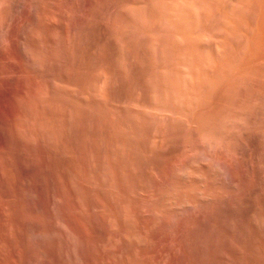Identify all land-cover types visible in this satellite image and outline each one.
<instances>
[{"label": "rangeland", "instance_id": "obj_1", "mask_svg": "<svg viewBox=\"0 0 264 264\" xmlns=\"http://www.w3.org/2000/svg\"><path fill=\"white\" fill-rule=\"evenodd\" d=\"M131 1L0 0V264H264V0H209L208 30L194 36L186 24L203 26L190 10L200 0H154L161 28L138 29L133 40L147 57L132 66L120 21L133 5L147 22L153 1ZM166 20L177 30L162 27ZM180 36L195 57L182 52ZM47 69L64 86L56 99L74 108L77 126H64L70 157L50 148L28 116L55 98ZM102 71L113 82L106 103L96 86ZM187 77L200 79L199 97L173 103L170 81ZM131 82L144 106L137 111L125 94ZM128 110L134 126L122 123ZM204 133L220 144L208 148Z\"/></svg>", "mask_w": 264, "mask_h": 264}, {"label": "bare ground", "instance_id": "obj_2", "mask_svg": "<svg viewBox=\"0 0 264 264\" xmlns=\"http://www.w3.org/2000/svg\"><path fill=\"white\" fill-rule=\"evenodd\" d=\"M135 1V0H134ZM134 1L132 2V3H134ZM150 1V0H149ZM151 1H153L152 3H150L149 5H151V8L148 6V8H150L147 12V14L146 15H148V19H147V22H146V18H145V21H144V19H143V17H144V13H142V12H138V11H141V10H138V9H134V8H132V3H129L128 5H132L130 8L133 10V12H132V10H130V9H127L129 12L131 11L132 13H127L128 11H124V14H128V16H126V15H122V17H124V19L125 20H121L120 21V25L122 24L121 22L122 21H125L126 22V25H124L125 26V28H123V29H125L129 34H130V36H131V39L132 40H128V43L126 44V46H127V49H126V59H127V62L129 61V62H131V66H132V62H137L138 61V63L139 62H142V61H140V60H144L147 56V54H145L144 56L142 55V53L139 51V47L137 46V44L134 42V40H136V39H134V37L138 34V31H150V29H154V27L156 26V24L157 23H159L158 24V27H160V21L157 19V14H154V11H153V4L155 3L154 2V0H151ZM155 1H159V0H155ZM195 1H198V0H195ZM211 1V0H210ZM247 1V0H246ZM96 2V1H95ZM139 2V1H138ZM193 2V1H192ZM217 2H219V1H217ZM238 2V1H237ZM248 2V1H247ZM97 3V2H96ZM136 3V2H135ZM134 3V4H135ZM160 3V2H159ZM164 3V2H163ZM182 3V2H181ZM212 3V2H211ZM258 3V2H257ZM256 3V4H257ZM138 4V3H137ZM140 4V3H139ZM197 4H199L198 6L199 7H197L198 9L196 10V8L195 9H193V7H191L190 6V10H192V11H194V13L196 14L197 13V16L199 15L200 17L202 16L203 18V20H204V23H203V26H201V27H199L197 24V22L194 20V21H192V22H189L190 24H186V31L188 32V35H192L193 34V36L194 35H196V33H199V32H196L198 29H201L202 31H204V32H206V30H208V27L206 28V26L204 25L205 24V22H207L208 20H209V18H210V15H211V13H210V11L212 10V9H209V4H210V2H209V0H200V1H198V3ZM128 5H126V6H128ZM196 5V4H195ZM250 5V4H249ZM125 6V7H126ZM134 6H136V5H134ZM185 6V5H184ZM194 6V5H193ZM217 6V5H216ZM145 7V6H144ZM212 7V6H211ZM240 7V6H239ZM129 8V7H128ZM136 8H138V7H136ZM183 8V7H182ZM200 8V9H199ZM218 8V7H217ZM220 8V7H219ZM143 10H144V8H142ZM181 9V8H180ZM125 10V9H124ZM134 10H137L135 13H134ZM142 10V11H143ZM146 10H147V8H146ZM154 10H157V9H154ZM184 10V9H183ZM188 9L186 8V11H187ZM189 10V11H190ZM196 10V11H195ZM218 10V9H217ZM179 11V10H178ZM246 11V10H245ZM126 12V13H125ZM156 12V11H155ZM224 12V11H223ZM261 12V11H260ZM180 13V12H179ZM190 13H192L191 11H190ZM215 13V12H214ZM46 14V13H45ZM188 14V13H187ZM227 13H225V15H226ZM145 15V16H146ZM179 15V14H178ZM185 15V14H184ZM221 15V14H220ZM256 15V14H255ZM125 16L127 17V18H125ZM180 16V15H179ZM181 16H182V14H181ZM188 16V15H187ZM191 16H194L193 14H191ZM175 17V16H174ZM176 17H177V15H176ZM213 17V16H212ZM211 17V18H212ZM186 17H184V19H185ZM197 18V17H196ZM143 19V20H142ZM190 19V18H189ZM201 19V20H202ZM227 19V18H226ZM120 20V19H119ZM172 20V19H171ZM176 20V19H175ZM179 20V19H178ZM182 20H183V17H182ZM187 19H185V21H186ZM196 20H198V19H196ZM213 20V19H212ZM220 20V19H219ZM167 21V20H166ZM188 21V20H187ZM186 21V22H187ZM190 21H191V19H190ZM199 21V20H198ZM222 22H223V20H221ZM4 22V21H3ZM2 22V23H3ZM163 22H165V21H163ZM176 22V21H175ZM201 22V21H200ZM199 22V23H200ZM211 22V21H210ZM162 23V22H161ZM171 23H173V22H171ZM171 23H169L168 21L167 22H165V23H162V27H164L165 29H175V30H177V27L175 28V24L173 25V24H171ZM181 23V22H180ZM184 23V22H183ZM197 23V24H196ZM202 23V22H201ZM208 24V23H207ZM210 25V24H209ZM225 25V24H224ZM230 25V24H229ZM123 26V25H122ZM185 26V25H184ZM226 26V25H225ZM157 27V26H156ZM211 27H213V26H211ZM220 27V26H219ZM240 27V26H239ZM118 28H119V26H118ZM161 28V27H160ZM163 28V29H164ZM185 28V27H184ZM235 28V27H234ZM234 28H232V29H234ZM111 29V28H110ZM138 29H140V30H138ZM149 29V30H148ZM159 29V28H158ZM180 29V28H179ZM205 29V30H204ZM254 29V28H253ZM252 29V30H253ZM124 30V31H125ZM167 30V31H168ZM170 30V31H171ZM219 30H220V28H219ZM258 30V29H257ZM166 31V32H167ZM174 31V30H173ZM232 31V30H231ZM120 32V31H119ZM153 32V31H152ZM165 32V33H166ZM176 32V31H175ZM178 32V31H177ZM210 32V31H209ZM220 32V31H219ZM225 32V31H224ZM224 32H223V34H224ZM256 32V31H255ZM29 33V32H28ZM145 33V32H144ZM226 33H228L227 31H226ZM225 33V34H226ZM140 34H141V32H140ZM148 34V33H147ZM149 34H150V32H149ZM149 34H148V37L146 36H144L145 38H147V39H149ZM158 34V33H157ZM173 34V33H172ZM179 34V33H178ZM200 34V33H199ZM216 34H218V33H216ZM231 34V33H230ZM229 34V35H230ZM7 35V34H6ZM151 35H153V34H151ZM171 35V34H170ZM203 35V34H202ZM211 35H213V34H211ZM210 35V36H211ZM262 35V34H261ZM32 37H33V35H31ZM70 36V35H69ZM77 36V35H76ZM192 36V37H193ZM214 36V35H213ZM236 36V35H235ZM239 36V35H238ZM21 37V42H22V40H24L23 39V37H22V35L20 36ZM39 37V36H38ZM57 37V36H56ZM71 37V36H70ZM143 37V38H144ZM152 37V36H151ZM150 37V38H151ZM156 37V36H155ZM169 37V36H168ZM173 37V36H172ZM200 37V36H199ZM45 38V37H44ZM128 38V37H127ZM157 38V37H156ZM164 38H166V37H164ZM170 38V37H169ZM180 38H181V40H179L178 41V43L179 44H181L182 45V47L185 49V51H182V52H188L189 53V55L190 56H194L195 55V49H194V47H193V45H190L188 42H187V40L185 39V38H183V37H181L180 36ZM179 38V39H180ZM196 38H197V36H196ZM204 38V37H203ZM202 38V39H203ZM79 39V38H78ZM134 39V40H133ZM153 41L155 42V38H154V35H153ZM151 39V40H152ZM174 39V38H173ZM173 39H172V41H173ZM178 39V38H177ZM220 39H222V38H220ZM70 40V39H69ZM160 40V39H159ZM167 40H168V38H167ZM196 40V39H195ZM211 40H213V37H212V39ZM219 40V39H218ZM25 41V40H24ZM150 41V40H149ZM175 41V40H174ZM215 41V40H214ZM252 41V40H251ZM26 42V41H25ZM148 42V41H147ZM203 42H205V41H203ZM247 42V41H246ZM250 42V41H249ZM30 43V42H29ZM71 43H72V41H71ZM142 43V42H141ZM152 44L151 43V41L150 42H148V46H147V48H148V51L147 50H145L146 52H148V54L150 55H152V53L151 52H153L152 50V46H153V44L150 46V44ZM222 43V42H221ZM22 44V43H21ZM25 43H23V45H24ZM143 44V43H142ZM155 44V43H154ZM158 44V41L156 42V45ZM208 44V43H207ZM224 45H225V43H223ZM227 44V43H226ZM4 45V44H3ZM22 45V46H23ZM26 45V44H25ZM24 45V46H25ZM44 45V44H43ZM171 45V44H170ZM206 45V44H205ZM40 46V45H39ZM51 46V45H50ZM150 46V47H149ZM161 46V45H160ZM159 46V47H160ZM167 46V45H166ZM174 46V45H173ZM173 46H171V47H173ZM230 46H231V44H230ZM122 47V46H121ZM157 47V46H156ZM170 47V46H169ZM171 47L169 48V50L171 49ZM181 47V49H183ZM196 47V46H195ZM220 47V46H219ZM25 48H26V46H25ZM33 48V47H32ZM51 48V47H50ZM146 48V49H147ZM176 48V47H175ZM178 48V47H177ZM249 48V47H248ZM247 48V49H248ZM123 49V48H122ZM152 49V50H151ZM221 49V48H220ZM228 49V48H227ZM250 49V48H249ZM35 50V49H34ZM71 50V49H70ZM162 50V49H161ZM197 50V49H196ZM217 50V49H216ZM241 50V49H240ZM31 51V50H30ZM30 51H28V52H25V53H32V52H30ZM33 51V50H32ZM40 51V50H39ZM46 51V50H45ZM48 51H49V49H48ZM122 51V50H121ZM124 51V50H123ZM174 51H175V49H174ZM173 51V52H174ZM199 51V50H198ZM209 51V50H208ZM220 51V50H219ZM218 51V52H219ZM235 51V50H234ZM52 53H53V50L51 51ZM171 52H172V49H171ZM217 52V53H218ZM236 52V51H235ZM34 53V52H33ZM32 53V54H33ZM44 53V52H43ZM46 53V52H45ZM44 53V54H45ZM55 53H56V51H55ZM54 53V56H56V54ZM161 53V52H160ZM165 53H167V52H165ZM179 53V52H178ZM212 53V52H211ZM31 54V55H32ZM43 54V57H42V55H41V53L40 54H38V57L37 58H39V55H41L40 56V58H39V60H37L38 61V65L40 66V67H42L41 65H43L42 64V61H48V59H49V56L50 55H48L49 54V52H47V54H45L44 55ZM51 54V53H50ZM75 54V53H74ZM99 54V53H98ZM177 54V53H176ZM186 54V53H185ZM226 54V53H225ZM233 54V53H232ZM239 54H240V52H239ZM53 55V54H52ZM96 56H98L97 54H95ZM100 55V54H99ZM148 55V56H149ZM160 55V54H159ZM164 55V54H163ZM188 55V56H189ZM198 54H197V51H196V56H197ZM189 56V57H190ZM220 56V55H219ZM33 57L35 58L36 56L35 55H33ZM53 57V56H52ZM52 57H50V59L52 58ZM63 57V56H62ZM100 57V56H99ZM111 57V56H110ZM160 57H161V55H160ZM195 57V56H194ZM198 57H200L199 55H198ZM197 57V58H198ZM201 57H205V56H202L201 55ZM28 58V57H27ZM30 58H31V56H30ZM29 58V59H30ZM36 58V59H37ZM196 58V59H197ZM202 58V59H203ZM33 59V58H32ZM31 59V60H32ZM36 59H33V60H36ZM100 59V58H99ZM176 59V58H175ZM189 59V58H188ZM192 59H193V57H192ZM225 59V58H224ZM117 60V59H116ZM150 59H148L146 62H148ZM198 60V59H197ZM196 60V61H197ZM203 60H205V59H203ZM202 60V61H203ZM85 61V60H84ZM109 61V60H108ZM158 61H159V59H158ZM195 61V62H196ZM201 60L200 61H198L199 63L200 62H202ZM220 60H218L217 62L215 61V59H213V61H211L212 62V64H211V66L214 64L215 66H221V64L222 63H220L219 62ZM242 61H243V59H242ZM32 62H35V61H32ZM48 62H50V61H48ZM69 62V61H68ZM135 62V63H136ZM151 61H149L148 63H150ZM176 62H178V61H176ZM181 62V61H180ZM179 62V63H180ZM191 62V61H190ZM206 62H209L208 60L206 61ZM221 62H222V60H221ZM224 62V61H223ZM103 63V62H102ZM147 63V64H148ZM184 63V62H183ZM193 63V62H192ZM202 63H205V62H202ZM201 63V64H202ZM49 64V63H48ZM52 64V63H51ZM112 64V63H111ZM130 64V63H129ZM137 64V63H136ZM175 64V63H174ZM174 64H173V66H174ZM177 64V63H176ZM181 64V63H180ZM197 64V63H196ZM200 64V65H201ZM206 64V63H205ZM204 64V65H205ZM38 65H37V67H38ZM50 65V64H49ZM179 65V64H178ZM203 65V64H202ZM209 65V64H208ZM214 65H213V67H214ZM55 67H56V65H54ZM223 66V65H222ZM252 66V65H251ZM40 67L38 68V69H40ZM44 67V66H43ZM42 67V68H43ZM54 67V68H55ZM172 67V66H171ZM178 67V66H177ZM243 67V66H242ZM190 68H192L193 69V67H190ZM217 69H219L218 67H216ZM46 69V68H45ZM51 69V68H50ZM50 69H47L48 70V72L46 71L45 73H49L48 75L51 77L50 78V90L52 89V92L50 91V94L51 93H53V96H55V98L52 100L51 99V101H49V99L48 100H43L42 99V101H40V103H39V113L37 114V112H34V113H36L37 115H34V113H33V110L29 107V109H31L30 111H31V114L33 115H31L30 113H28L27 115L28 116H30V118H32V120H30V121H33L32 123V125H34V126H36L37 127V130L39 131V133L41 134V136L45 139V141H46V144L48 143V145H49V147L50 148H53L54 149V151L56 150H58V151H60V152H62L61 154L62 155H65V154H67V156H69V155H72V152H71V150L69 149V146H67L66 144H68V143H66V140H65V138L64 137H66V136H64L65 134L67 135V133L65 132V130L67 129H65L64 130V126H74L75 125V119L76 118H73L74 117V113H73V111H72V109L71 108H73V107H69L70 108V110H71V112H68L66 109H69L67 106H66V108L61 104L62 103V101H60V100H58L59 99V97H58V99H56V95L57 96H62V94H63V92H62V90L63 89H61V87L63 86V83L61 82V80L58 82L57 80L59 79H57L56 78V75H58V73H57V69H55L54 71L55 72H53V71H51ZM196 69V68H195ZM42 70V69H41ZM43 70H44V68H43ZM53 70V69H52ZM71 70H72V68H71ZM104 70V69H103ZM161 70V69H160ZM220 70V69H219ZM45 71V70H44ZM61 71V70H60ZM69 71V70H68ZM115 71V70H114ZM179 71V70H178ZM199 71V70H198ZM197 71V72H198ZM214 71V70H213ZM221 71H222V69H221ZM71 72V71H70ZM101 72V71H100ZM172 72V71H171ZM53 73H56V74H53ZM83 73V72H82ZM102 73H103V77L102 78H100L101 79V81L100 80H98L100 83H98V85H96V86H99L98 87V89H97V92L99 93V98H103V100L102 101H104L105 100V102L104 103H106V101H107V99L109 100V98H108V94H110L109 92H112L111 90L113 89V82H112V79H111V75L110 76H108L107 74H105L103 71H102ZM107 73V72H106ZM119 73V72H118ZM126 73V72H125ZM173 73H174V71H173ZM179 73V72H178ZM67 74V73H66ZM135 74V73H134ZM171 74V73H170ZM47 75V76H48ZM91 75V74H90ZM119 75V74H118ZM173 75V74H172ZM245 75V74H244ZM66 76V75H65ZM72 76V75H71ZM102 76V75H101ZM181 76V75H180ZM191 76V75H190ZM137 77V76H136ZM157 77H159V76H157ZM175 77H176V75H175ZM184 77V76H183ZM198 77H200V76H198ZM198 77H196L197 79H199ZM48 78V77H47ZM73 78H75V77H73ZM117 78V77H116ZM185 78V77H184ZM190 78V77H189ZM188 77H187V79H189ZM192 78V77H191ZM195 80H194V79ZM192 79H189L188 81H186V80H181V83H179L180 82V80L179 81H175V83L171 80L170 81V91H169V95H170V100H172L173 101V103L174 102H177L178 104H181V105H183V104H186V103H183V100H186V102L187 103H191V102H189V101H192V102H194V101H196L197 100V98L199 97L198 96V91L200 90V88H201V84L199 83V80L197 81V79L195 78V77H193ZM207 78V77H206ZM57 79V80H56ZM97 79V78H96ZM115 79V78H114ZM147 79V78H146ZM228 79V78H227ZM74 80V79H73ZM166 80V79H165ZM61 82V83H60ZM177 82V83H176ZM186 84H185V83ZM62 85V86H60V84ZM68 83V82H67ZM157 83V82H156ZM202 83V82H201ZM221 83V82H220ZM65 84V83H64ZM92 84H93V82H92ZM100 84V85H99ZM200 84V85H199ZM67 85V84H66ZM72 85V84H71ZM151 85V84H150ZM73 86V85H72ZM75 86V85H74ZM159 86V85H158ZM221 86V85H220ZM64 87V86H63ZM69 87H71V86H69V84H68V88ZM135 87H137V86H135ZM134 87V84L131 82L130 84H128L127 85V87H126V89H125V91H126V95H128V96H131L132 98H133V102H132V105H133V107L135 108V110L137 109H140L141 108V98H140V96L141 95H139L140 93L138 92L139 90H138V88L136 89ZM67 88V89H68ZM78 88V87H77ZM156 88V87H155ZM66 89V88H65ZM67 89H66V91H67ZM72 89H73V87H72ZM72 89H70V90H68V92H66V93H69V94H71V95H73L74 94V92L75 91H77L76 90V88L74 87V90L73 91H71ZM95 89H96V87H95ZM136 90H138L137 92H136ZM165 90V89H164ZM64 91V90H63ZM70 91L73 93H70ZM80 91V90H79ZM96 92V91H95ZM200 92V91H199ZM213 92V91H212ZM65 93V94H66ZM77 93V92H76ZM97 93V94H98ZM114 93V92H113ZM122 93V92H121ZM167 93V92H166ZM165 93V94H166ZM42 94V93H41ZM64 95V94H63ZM77 95L78 96H80V97H82V94H79V93H77ZM96 95V94H95ZM149 95V94H148ZM37 96V95H36ZM67 96H69V95H67ZM83 96H85L84 94H83ZM97 96V95H96ZM95 96V97H96ZM110 96H111V94H110ZM162 96V95H161ZM198 96V97H197ZM63 97V96H62ZM126 96L124 95V98H125ZM130 97V98H131ZM166 97V96H165ZM205 97V96H204ZM21 98V97H20ZM42 98V97H41ZM88 100L87 98H86V96L85 97H83V100ZM99 98H98V100H99ZM127 98V97H126ZM125 98V99H126ZM60 99H61V97H60ZM65 99V98H64ZM75 99V98H74ZM111 99V98H110ZM24 100V99H23ZM37 100V99H36ZM82 100V99H81ZM129 100H131L132 101V99H129ZM129 100H128V102H129ZM156 100V99H155ZM206 100V99H205ZM77 101V100H76ZM75 101V102H76ZM110 101V100H109ZM131 101H130V103H131ZM199 101V100H198ZM210 101V100H209ZM83 102H85V101H83ZM88 102H90V101H88ZM88 102H86L85 104H87ZM208 102V101H207ZM81 103V102H80ZM93 103H96L95 101H93ZM92 103V104H93ZM134 103V104H133ZM168 103V102H167ZM166 103V104H167ZM183 103V104H182ZM24 104L25 103H23V106H24ZM68 104V103H67ZM79 104V103H78ZM99 104V103H98ZM109 104V103H108ZM111 104V103H110ZM120 104V103H119ZM118 104V105H119ZM20 105V104H19ZM97 105V104H96ZM129 105H131V104H129ZM131 105V106H132ZM163 105V104H162ZM211 105V104H210ZM28 106V105H27ZM27 106H24L25 108L27 107ZM31 106V105H30ZM128 106V105H127ZM126 106V107H127ZM131 106H128V107H131ZM174 106V105H173ZM24 107H22V108H24ZM90 107V106H89ZM94 107V106H93ZM143 108H144V106H142ZM190 107V106H189ZM108 108H109V106H108ZM113 109H114V107H112ZM111 108V109H112ZM173 108V107H172ZM197 108V107H196ZM29 109H28V112H30L29 111ZM74 109V108H73ZM87 109H89V108H87ZM93 109V108H92ZM105 109V108H104ZM110 109V108H109ZM125 108H123V111H125L124 110ZM128 109V108H127ZM130 110H131V108H129ZM133 109V108H132ZM220 109H221V107H220ZM23 110H27V108L26 109H23ZM69 110V111H70ZM106 110L108 111V109H107V107H106ZM128 110V111H126V115L123 113V115L125 116V119L122 121V123L124 122V125L126 124V126L127 125H132V126H134L135 125V123H134V119H133V121H132V116L131 115H129V113L130 112H132V111H135V110ZM136 110V111H137ZM168 110V109H167ZM110 111V110H109ZM113 111V110H112ZM130 111V112H129ZM90 112V111H89ZM129 112V113H128ZM143 112V111H142ZM171 112V111H170ZM24 113H25V111H24ZM27 113V112H26ZM112 113V112H111ZM135 113V112H134ZM138 113V112H137ZM90 114V113H89ZM114 114V113H113ZM113 114H111V115H113ZM119 114V113H118ZM169 114H172V113H169ZM122 115V114H121ZM123 115H122V117H123ZM132 115H134V114H132ZM170 116H172V115H170ZM214 116V115H213ZM225 116V115H224ZM169 117V116H168ZM115 118V116L113 115V118H111L112 120H111V124H110V126H115L116 125V127L118 126V124H117V121H116V119H114ZM134 118V117H133ZM140 118V117H139ZM178 118V117H177ZM176 118V119H177ZM74 119V120H73ZM137 119V118H136ZM230 119V118H229ZM29 120V119H28ZM88 120H90V119H88ZM88 120H87V123H89L90 124V122H88ZM193 120V119H192ZM191 120V121H192ZM30 121H28V122H30ZM139 121V120H138ZM182 121V120H181ZM159 125H161V124H159ZM75 126H77V125H75ZM131 127V126H130ZM69 128V127H68ZM101 128V127H100ZM115 128V127H114ZM117 129V128H116ZM124 130H126V128H124ZM118 131V130H117ZM95 132V131H94ZM98 132V131H97ZM162 132V131H161ZM242 132V131H241ZM70 133V132H69ZM120 133V132H119ZM156 133V132H155ZM160 134V133H159ZM158 134V135H159ZM164 134V133H163ZM200 134V133H199ZM198 134V135H199ZM125 135V134H124ZM158 135H157V137H158ZM171 135V134H170ZM186 135V134H185ZM134 136V135H133ZM107 137V136H106ZM154 139V138H153ZM157 140H159V144L160 143H162V135H159V137L158 138H156ZM201 139H202V142L209 148L210 147V149H211V147H217L219 144H220V142L219 141H217V139H215L212 135H209V134H202L201 135ZM106 140V139H105ZM126 140V139H125ZM156 140V141H157ZM153 141V140H152ZM192 141V140H191ZM95 142V141H94ZM122 142V141H121ZM121 142H118V146H119V144H121ZM109 143V142H108ZM113 143V142H112ZM115 143V142H114ZM130 143V142H129ZM149 143V142H148ZM69 144H71L70 142H69ZM73 144V143H72ZM110 144V143H109ZM113 145V144H112ZM125 145V144H124ZM131 145V144H130ZM71 146V145H70ZM134 146V145H133ZM158 146V145H157ZM132 147V146H131ZM141 147V146H140ZM123 150V146L122 145H120L119 146V148L117 147V150L119 149L120 150V152H121V149ZM125 148H126V146H125ZM138 148V147H137ZM154 148V147H153ZM114 149V148H113ZM127 149V148H126ZM102 150V149H101ZM55 151V152H56ZM75 151V150H74ZM113 151V150H112ZM114 151H115V149H114ZM124 151V150H123ZM122 151V152H123ZM126 151V150H125ZM124 151V152H125ZM116 152V151H115ZM121 152V153H122ZM123 152V153H124ZM65 153V154H64ZM119 153V152H118ZM117 152L115 153V154H118ZM57 154H59V153H57ZM69 154V155H68ZM101 154V153H100ZM120 154V153H119ZM144 154V153H143ZM106 155V154H105ZM66 156V155H65ZM121 156H123V155H121L120 154V157ZM126 156H127V154H126ZM70 157V156H69ZM97 157V156H96ZM108 157V156H107ZM106 157V158H107ZM113 158H114V155L112 156ZM128 157V156H127ZM125 157L126 159H128V158H130V157ZM99 158V157H98ZM121 158H123V157H121ZM124 158V159H125ZM125 159V160H126ZM98 160V159H97ZM112 161L114 160V159H111ZM116 160V159H115ZM118 160V159H117ZM130 160V159H129ZM89 161V160H88ZM101 161H105V160H102V157H101ZM101 161L99 162V160H98V162L99 163H101ZM97 162V161H96ZM95 162V163H96ZM98 162L96 163V164H98ZM114 162V161H113ZM62 164V163H61ZM105 164V163H104ZM126 164V163H125ZM93 165V164H92ZM102 165L103 164H98V170L101 172V173H103V174H105V168H103L102 167ZM127 165V164H126ZM106 166H107V164H106ZM96 167H97V165H96ZM95 167V170L97 169ZM128 168V167H127ZM107 169V168H106ZM122 169V168H121ZM111 170V169H110ZM192 170V169H191ZM190 170V171H191ZM99 171H98V173H99ZM188 169H187V171H186V175H189V172H190ZM106 173H107V170H106ZM192 173V172H191ZM190 173V174H191ZM102 174V175H103ZM124 174V173H123ZM101 174L99 173V176H100ZM110 175V174H109ZM76 176V175H75ZM103 176H106V174L105 175H103ZM103 176H101L102 178H103ZM190 176V175H189ZM112 177V176H111ZM114 177V176H113ZM111 179V178H110ZM114 179V178H113ZM112 181V180H111ZM113 182V181H112ZM111 182V183H112ZM204 185V184H203ZM110 189V188H109ZM176 195V194H175ZM169 197V196H168ZM153 198V197H152ZM202 199V198H201ZM125 211V210H124ZM8 213V212H7ZM12 228V227H11ZM20 228V227H19Z\"/></svg>", "mask_w": 264, "mask_h": 264}]
</instances>
